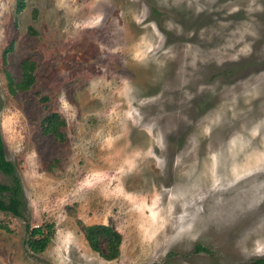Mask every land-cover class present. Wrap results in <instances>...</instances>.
I'll list each match as a JSON object with an SVG mask.
<instances>
[{"label":"rangeland","instance_id":"374dc122","mask_svg":"<svg viewBox=\"0 0 264 264\" xmlns=\"http://www.w3.org/2000/svg\"><path fill=\"white\" fill-rule=\"evenodd\" d=\"M19 2L0 0V126L25 205L0 210V264L263 258L264 0ZM43 222L36 253L26 225ZM91 224L121 232L117 256Z\"/></svg>","mask_w":264,"mask_h":264},{"label":"trees","instance_id":"16d2710c","mask_svg":"<svg viewBox=\"0 0 264 264\" xmlns=\"http://www.w3.org/2000/svg\"><path fill=\"white\" fill-rule=\"evenodd\" d=\"M20 7H23L24 2L20 0ZM12 46L6 47L4 50V57L7 55L8 49ZM36 62L30 59H25L22 64L23 77L18 87L21 89H27L36 80L35 69ZM7 75L10 79V87L12 92H16V88L13 87V79L10 73L7 71ZM47 95L41 96L42 100H47ZM59 114L54 112L47 116L44 120V131H56L59 132L60 123L56 121ZM61 123H65L62 119ZM0 170L11 177V182L0 181V210L12 212L14 215H22L25 202L23 200L22 185L20 177L17 174L16 164L7 156L5 141L2 135L0 126ZM27 231V246L34 252H43L51 243L55 234L56 228L54 222H43L39 225H26ZM84 234L92 249L99 251L103 256L107 258L115 257L119 254V246L122 240V234L119 230L109 224H91L84 227ZM102 240L107 241V252L104 253L101 250ZM264 257L255 260L252 264H263Z\"/></svg>","mask_w":264,"mask_h":264}]
</instances>
